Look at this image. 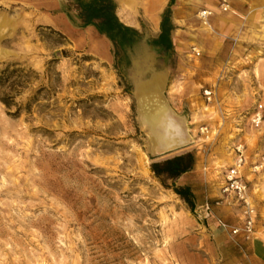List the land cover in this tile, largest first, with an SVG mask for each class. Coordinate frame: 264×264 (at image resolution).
Returning a JSON list of instances; mask_svg holds the SVG:
<instances>
[{
    "label": "rangeland",
    "instance_id": "rangeland-1",
    "mask_svg": "<svg viewBox=\"0 0 264 264\" xmlns=\"http://www.w3.org/2000/svg\"><path fill=\"white\" fill-rule=\"evenodd\" d=\"M168 2L156 28L141 9H116L139 38L114 55L105 35L83 25L77 0H0V264L243 262L250 241L218 220L240 224L239 204L221 189L238 142L248 199L264 220V31L228 48L212 29L173 26L172 48L160 51L152 41ZM156 75L188 137L164 152L136 93L137 81ZM187 152V178L150 169ZM182 185L193 210L173 190Z\"/></svg>",
    "mask_w": 264,
    "mask_h": 264
},
{
    "label": "crops",
    "instance_id": "crops-1",
    "mask_svg": "<svg viewBox=\"0 0 264 264\" xmlns=\"http://www.w3.org/2000/svg\"><path fill=\"white\" fill-rule=\"evenodd\" d=\"M117 2L119 4L117 12L123 10L136 12L141 9L149 25L152 28L157 27L158 12L164 0H130L129 6L125 9L122 8L120 0ZM228 9V13H221L216 0H174L173 26L182 32H186V27L196 28L198 34H208L209 29H212L223 37V43L225 46L229 45L228 48L232 45L237 46L239 41L248 47L257 40L259 33L264 31V0H229ZM202 10H207L211 14L201 18L199 12ZM202 24L206 27H202ZM190 172L182 174L183 178H187ZM244 247L246 253L243 254V262L239 257L237 264H247L245 257L249 264H264V235L260 234Z\"/></svg>",
    "mask_w": 264,
    "mask_h": 264
},
{
    "label": "trees",
    "instance_id": "trees-1",
    "mask_svg": "<svg viewBox=\"0 0 264 264\" xmlns=\"http://www.w3.org/2000/svg\"><path fill=\"white\" fill-rule=\"evenodd\" d=\"M174 0H169L164 9L161 21L160 32L152 41L160 51H167L172 48L170 33L173 29L171 22V6ZM78 17L83 25H92L99 35H105L112 43L114 55H117L127 44L139 38L137 29L124 24L118 17L116 3L114 0H77ZM9 106L7 101H3ZM194 164V156L191 152L176 155L163 161L152 162L151 171L158 178L175 180L182 174L191 171ZM174 192L182 198L190 210L194 209V195L188 185L173 186Z\"/></svg>",
    "mask_w": 264,
    "mask_h": 264
},
{
    "label": "built area",
    "instance_id": "built-area-1",
    "mask_svg": "<svg viewBox=\"0 0 264 264\" xmlns=\"http://www.w3.org/2000/svg\"><path fill=\"white\" fill-rule=\"evenodd\" d=\"M218 8L226 12L229 8V0H217ZM211 13L207 10L199 12L201 18L209 16ZM194 55H199V51L196 48H192ZM213 90L205 89L203 94L207 100L213 97ZM261 108V105L258 106ZM259 113H256L253 117L254 122H259ZM234 158L231 166L225 171L224 183L222 186V193H224L225 199L228 197L239 204L241 209L240 224L230 226L225 222L218 220L219 226L229 231L232 236H238L244 241H252L256 238V235H264V220L258 222V213L256 207L249 201L247 194V183L242 178L241 169L245 164V154L243 144L238 142L233 148ZM219 202H217L218 204ZM205 209L209 210L208 204L205 205Z\"/></svg>",
    "mask_w": 264,
    "mask_h": 264
},
{
    "label": "bare ground",
    "instance_id": "bare-ground-1",
    "mask_svg": "<svg viewBox=\"0 0 264 264\" xmlns=\"http://www.w3.org/2000/svg\"><path fill=\"white\" fill-rule=\"evenodd\" d=\"M123 1L129 6V0ZM161 81V76L156 75L151 82H136L141 121L150 131L157 146L164 147L171 140L185 143L188 137L184 131L183 121L170 117L169 109L158 93Z\"/></svg>",
    "mask_w": 264,
    "mask_h": 264
},
{
    "label": "water",
    "instance_id": "water-1",
    "mask_svg": "<svg viewBox=\"0 0 264 264\" xmlns=\"http://www.w3.org/2000/svg\"><path fill=\"white\" fill-rule=\"evenodd\" d=\"M155 143V142H154ZM184 144L183 142L177 141V140H171L166 146L162 147V146H157L155 144V151L156 152H164V151H168L170 149L176 148L180 145Z\"/></svg>",
    "mask_w": 264,
    "mask_h": 264
}]
</instances>
